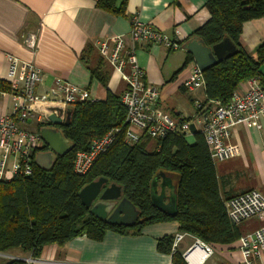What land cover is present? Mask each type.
<instances>
[{"label":"trees","instance_id":"trees-1","mask_svg":"<svg viewBox=\"0 0 264 264\" xmlns=\"http://www.w3.org/2000/svg\"><path fill=\"white\" fill-rule=\"evenodd\" d=\"M127 1L98 0L97 8L125 16ZM206 8L210 19L193 36L209 48L225 39L236 48L234 54L204 71L206 102L224 105L250 79L259 78L264 86V41L254 54L241 44L244 25L264 18V0H206ZM92 52L93 47L88 45L82 60ZM192 60L189 53L187 63ZM92 77L107 85L97 72L92 71ZM10 91L9 86L3 89ZM121 98L109 92L106 101L78 103L71 109L70 125L60 127L73 150L58 157L50 170H42L34 162L31 176L0 182V254L10 258L2 259L0 264H28L25 257L38 259L48 246L65 247L83 236L100 242L109 231L137 236L146 226L164 222H177L180 233L210 245H232L246 234L241 225H232L227 217L223 203L227 198L221 194L215 163L202 134H194V145L187 143L185 134H176L157 141L152 149H148L147 138L129 146L125 143L126 110ZM115 129L121 132L90 173L84 177L75 175L76 153L88 151L94 140ZM44 150H48L47 146ZM161 172L179 177L175 217L160 212L151 202V183ZM99 179L121 187L123 197L141 212L134 225L110 226L90 214L79 194ZM174 239H159L158 251L172 255L173 264H187L180 251L173 254Z\"/></svg>","mask_w":264,"mask_h":264},{"label":"crops","instance_id":"crops-1","mask_svg":"<svg viewBox=\"0 0 264 264\" xmlns=\"http://www.w3.org/2000/svg\"><path fill=\"white\" fill-rule=\"evenodd\" d=\"M97 1L0 0V115L12 116L15 104L12 90L3 92L10 87L9 55L33 63L42 71L38 96L48 93L58 78L86 89L93 101H106L109 92L122 96L127 89L123 76L101 58L97 49L99 41L122 37L125 50L134 49L138 65L146 72L145 83L159 89L156 109L177 121L195 117L196 104L206 102V93L205 89L191 92L184 88L196 63L194 58L187 63L190 53L187 46L195 39L201 40L193 35L210 19L206 0H128L125 16L100 10ZM135 16L169 37H177L181 48L172 51L160 45L133 43L130 32ZM28 35L37 38L34 51L23 43ZM263 41L264 18L247 22L241 36L243 48L254 54ZM88 45L93 47V52L82 60ZM92 71L100 74L107 85L93 78ZM19 83L21 87L22 82ZM243 88L241 85L240 89ZM47 107H41L40 113L45 114ZM39 123L31 120L25 128L39 133ZM259 124L261 129L257 125L234 129L228 143L237 148V156L215 163L221 194L227 199L251 190L264 195V119ZM186 141L194 145V134ZM165 176L177 188L179 177L167 173ZM178 233L177 222H164L146 226L137 236L109 231L100 242L78 237L65 247H45L33 264H173L172 255L160 253L157 243ZM190 237L180 245L182 254L193 243ZM213 248L215 255L206 264H243L238 241L232 245L215 244Z\"/></svg>","mask_w":264,"mask_h":264},{"label":"built area","instance_id":"built-area-1","mask_svg":"<svg viewBox=\"0 0 264 264\" xmlns=\"http://www.w3.org/2000/svg\"><path fill=\"white\" fill-rule=\"evenodd\" d=\"M130 36L132 42L139 45H160L172 51L181 48L177 37H169L153 25L141 21L139 16L132 19ZM23 43L34 51L37 38L35 35H28ZM97 49L99 55L123 76L127 84L121 103L126 110L125 143L129 146H134L145 138L163 141L176 134L188 137L191 135V125H194L204 137L212 161L218 163L231 160L238 154L237 148L228 143L234 129L242 125H257L261 129L259 123L264 119V86L259 78L247 81L242 90L240 86L227 104L223 105L219 101L197 103L195 117L181 122L156 109L160 99L159 89L145 83L146 72L138 65L134 49L125 50L122 37L99 41ZM8 62V82L15 104L12 116L0 115V182L4 183L31 176L37 154L45 151L46 144L40 134L25 128L31 120L48 126L50 113L46 111L41 114V107L61 109L62 113L56 111L55 114L65 121L67 112L78 103L93 101L86 89L59 78L48 93L38 96L36 91L43 82L42 71L33 63L20 61L11 55L8 56ZM205 86L204 71L194 63L184 88L193 92L204 90ZM120 132V129L112 130L104 137L94 140L88 151L77 152L74 174L79 177L88 175L98 158L114 144ZM223 203L229 221L236 227L253 219L264 222V195L257 190L225 199ZM187 237L190 236L185 233L175 236L173 254L179 251ZM190 238L193 243L182 254L184 261L187 264H206L215 255L213 245ZM238 247L243 264H264V226L243 235L238 240ZM25 261L28 264L35 262L32 258Z\"/></svg>","mask_w":264,"mask_h":264},{"label":"water","instance_id":"water-1","mask_svg":"<svg viewBox=\"0 0 264 264\" xmlns=\"http://www.w3.org/2000/svg\"><path fill=\"white\" fill-rule=\"evenodd\" d=\"M187 49L192 54L197 65L203 70L223 61L236 52L235 46L229 39L212 48L206 47L202 40L191 41ZM50 113L49 124L40 129V136L48 150L38 153L35 163L42 170H50L58 157H64L73 150V145L63 136L60 129L71 123V110L67 112L66 120L63 121L55 114L62 110L47 107ZM197 132L196 127L191 125V133ZM160 180L162 183L160 184ZM79 197L90 214L101 222L110 226H132L141 212L126 198L123 197L122 188L116 184H110L107 179H99L82 189ZM151 202L153 206L164 214L175 217L178 214L177 188L166 178L165 173H159L151 183Z\"/></svg>","mask_w":264,"mask_h":264},{"label":"rangeland","instance_id":"rangeland-1","mask_svg":"<svg viewBox=\"0 0 264 264\" xmlns=\"http://www.w3.org/2000/svg\"><path fill=\"white\" fill-rule=\"evenodd\" d=\"M156 143H157L156 140H154V139H149V145H150V146H148V149H152L153 147H155ZM218 163H221V162H218ZM173 177H174V176H173ZM263 226H264V222L259 221V220H257V219H253V220H251V221L248 222V223H247V222H246V223H243V224L241 225V229L244 230V233L247 232V231H249V232H254V231L260 229V228L263 227ZM188 240H190V239H188ZM186 242H187V241H186ZM2 259H10V258H9V257H6V255H2V254H0V262H2V261H1Z\"/></svg>","mask_w":264,"mask_h":264}]
</instances>
